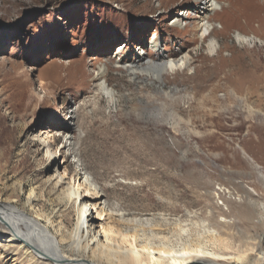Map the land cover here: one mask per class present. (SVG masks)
<instances>
[{
  "label": "rangeland",
  "instance_id": "1",
  "mask_svg": "<svg viewBox=\"0 0 264 264\" xmlns=\"http://www.w3.org/2000/svg\"><path fill=\"white\" fill-rule=\"evenodd\" d=\"M159 1L0 0V195L21 204L27 183L62 176L102 185L123 229L152 244L211 248L210 230L226 228L264 246V0L221 1L213 52L193 0ZM154 35L189 63L164 84L123 66L156 57ZM101 65L113 100L98 90ZM74 147L92 175L75 179ZM11 247L0 264H25L7 261Z\"/></svg>",
  "mask_w": 264,
  "mask_h": 264
},
{
  "label": "bare ground",
  "instance_id": "2",
  "mask_svg": "<svg viewBox=\"0 0 264 264\" xmlns=\"http://www.w3.org/2000/svg\"><path fill=\"white\" fill-rule=\"evenodd\" d=\"M165 1L170 0L159 1L160 7ZM221 1L193 0L194 8L199 13L196 30L201 39L209 42L208 47L211 52L215 51L218 45L215 31L212 29V20L217 9L224 10ZM172 22L180 26L184 25L177 17ZM238 38L246 40L248 36L239 32ZM157 39V35H154L151 41L156 57L144 61L139 58L137 61L123 63V66L135 77L139 74H148L152 82L164 84L168 74L188 66L189 63L185 57L175 58L162 52ZM144 52L143 49L139 50V53ZM108 69V66L101 65L95 79L99 92L113 100L115 91L106 79ZM78 110L77 107L73 111V117L78 115ZM73 149L85 170L75 173L77 176L75 179L82 178V174L92 175L91 169L84 162L85 151L82 148ZM62 178V176L54 180L47 178L44 185L27 183L24 187L27 197L21 204L0 195V225L6 224L9 232L8 237L2 238L3 243L0 245H11L16 251V256L7 257V261L15 262L21 258L25 264H258L264 262L262 241L261 243L251 241L250 236L235 239L226 228L210 230L211 248L201 242L196 245H185L181 249L166 244H152L142 239L137 228L123 229L126 220L111 212L117 208L108 199L102 185L95 188L89 182H83L81 185L86 189L84 192L79 185L76 186L72 182H66L64 186ZM102 200L106 204L104 207L101 206ZM72 202H76L74 204L78 206V215L75 219L70 211ZM104 215L106 221L100 223L99 217ZM250 221L255 222V218ZM217 223L220 224L219 221ZM222 225L228 226L227 223Z\"/></svg>",
  "mask_w": 264,
  "mask_h": 264
}]
</instances>
